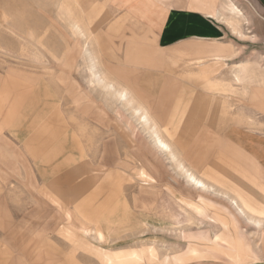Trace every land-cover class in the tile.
Returning <instances> with one entry per match:
<instances>
[{
  "label": "rangeland",
  "instance_id": "rangeland-1",
  "mask_svg": "<svg viewBox=\"0 0 264 264\" xmlns=\"http://www.w3.org/2000/svg\"><path fill=\"white\" fill-rule=\"evenodd\" d=\"M138 21L120 0H0V264H264V41L251 37L264 21L240 22L247 46L226 62L207 49L172 59L183 47L155 71L154 33ZM94 66L211 190L188 185ZM238 130L255 148L228 143L223 155ZM214 135L207 157L220 156L197 173ZM227 186L259 202V224L220 194Z\"/></svg>",
  "mask_w": 264,
  "mask_h": 264
},
{
  "label": "crops",
  "instance_id": "crops-1",
  "mask_svg": "<svg viewBox=\"0 0 264 264\" xmlns=\"http://www.w3.org/2000/svg\"><path fill=\"white\" fill-rule=\"evenodd\" d=\"M126 7L127 13L129 15L134 16L138 22H140L143 26L149 29L153 34V38L155 39V43L158 46V53L162 60L157 62V66L152 68L154 71L158 70L159 67H166L164 62L166 63L165 58H169L167 55L176 48H189L190 53L187 56L179 57L178 54H175L172 59H192L193 57L196 58L197 55L196 50L198 49H207V50H214L219 51L222 53L220 56L224 57L223 60L226 62L231 57L238 56L239 47L247 46L244 42H247L241 37L245 35L243 24L241 21H264V0H247L250 2L255 8V12H247V15L242 11L236 13L235 11H230L224 7L225 0H120ZM234 1V0H233ZM130 11H128V9ZM232 15V16H231ZM251 37L257 38L256 41L261 42L264 41V34L255 33ZM251 42V41H249ZM253 42V41H252ZM181 51V49L179 50ZM158 56V55H156ZM165 57V58H164ZM214 56H204L202 58L212 59ZM218 57V56H216ZM201 58V59H202ZM198 59V58H197ZM196 59V60H197ZM200 59V58H199ZM165 60V61H164ZM187 60H185L186 62ZM156 63V62H155ZM197 67L196 65L193 67L186 66L189 70H193ZM195 72V71H194ZM97 73V75H96ZM93 74L98 77L100 80L101 77H105L101 75V73L97 70L96 66H94ZM102 82L105 84L114 85V89H125L119 87L116 83L108 81L107 77ZM158 76L153 75L150 77L151 81L156 82L158 80ZM109 90H112L111 86H107ZM181 85L177 86V89H180ZM126 90V89H125ZM127 91V90H126ZM128 93V92H127ZM168 93L164 92V97L167 99ZM123 101L122 98H119ZM133 100V102H129L128 100ZM124 104H134L140 105L142 107L143 104L139 103L137 99L133 96H130L128 93L127 101H123ZM145 108V107H144ZM146 109V108H145ZM147 113L149 114L148 110L146 109ZM139 115V114H138ZM151 122L156 123L158 129L163 134L158 122L155 121L154 118L151 117ZM140 118V116H139ZM197 129V127L193 128ZM197 131V130H196ZM168 134H172L168 129H166ZM198 132V131H197ZM243 132V131H242ZM199 136H193L194 139H199L201 141V131L198 132ZM255 136V134H253ZM260 135V134H259ZM216 135L206 137V140L203 142V148L197 158V164H194L193 168L197 173L205 166H207V162H214L216 158H219L220 153L218 155L208 158L209 152L212 150L211 148L214 147L217 141L214 139ZM185 134H177L176 141L177 143H182V139H184ZM198 137V138H197ZM261 137V135H260ZM241 138L244 140L245 137L241 131H237V136L235 141H228L226 140L225 146L228 148V143L232 144L233 147H244L246 152L249 150H253L255 145L253 142H247L243 144ZM238 141H240L238 143ZM171 146V145H170ZM172 148V147H171ZM159 149V148H158ZM249 149V150H248ZM160 150V149H159ZM173 150V148H172ZM162 151V150H160ZM174 151V150H173ZM229 148L227 154L223 155H230ZM163 152V151H162ZM165 153V152H163ZM214 153V152H213ZM253 155V154H252ZM250 156V155H249ZM256 155H253L251 158L252 162H255ZM262 163H264V158L261 159ZM206 164V165H205ZM186 166V165H185ZM263 167V164L261 165ZM195 167V168H194ZM261 167V168H262ZM261 168L259 171H261ZM190 169V168H189ZM207 170V169H205ZM253 176H255V172L253 171ZM260 182V180H259ZM226 186V185H225ZM238 192V195L244 197L249 203H253L256 205V208L261 209L259 202L251 196L250 192L245 190L244 188L237 187H229L227 186L222 190V192H226L229 196H234L235 191ZM239 202L242 204V199L237 197ZM247 213L251 214L252 211L245 208ZM259 213H252L254 217H258Z\"/></svg>",
  "mask_w": 264,
  "mask_h": 264
},
{
  "label": "bare ground",
  "instance_id": "bare-ground-1",
  "mask_svg": "<svg viewBox=\"0 0 264 264\" xmlns=\"http://www.w3.org/2000/svg\"><path fill=\"white\" fill-rule=\"evenodd\" d=\"M224 7L226 9H229L230 11H235L236 13L241 12L240 8L234 3L233 0H225ZM96 75H97V73H96ZM100 78H101L100 81H103L106 79L105 77H101V76H100ZM106 86H108V87L111 86L112 90L115 91L117 93V95H119V98H122L123 101H127L128 93L125 89H119V90L114 89V85H110V84H106ZM128 101L133 102V100H131V99ZM134 108H135V112L137 114H139V116H140V122L144 123V125H149V128H150V130L153 134V137H154V143L156 144L157 148H159L160 150H162L166 154H169L170 157L173 159V161L176 160L177 159L176 154L172 150L170 144L167 141H165V139L162 137L156 123L151 122V119H150L149 114L147 113L146 109L140 105L134 106ZM177 162H178V167L180 168L181 172L185 176L188 185L191 186V188L195 192L200 193L201 191L211 190L212 186L209 185L204 179L199 177L193 170H191L187 166H185L184 163H182L180 160L177 159ZM214 191H215V189H214ZM235 193H237V195L234 194V196H229L226 192L220 191V194L222 196L229 199V201L231 202V205L234 207V210L238 214H240V216L245 217L249 223H253L254 225L259 224V218L254 217L252 215V213H260L262 211V209H259V211H258V209L256 208V205H254L253 203L247 202V200L244 199L243 196L238 195V192L235 191ZM237 197H240L242 199V202H243L242 204L239 202ZM245 208L252 211L251 214L247 213Z\"/></svg>",
  "mask_w": 264,
  "mask_h": 264
}]
</instances>
